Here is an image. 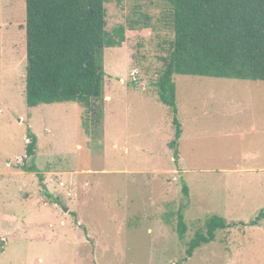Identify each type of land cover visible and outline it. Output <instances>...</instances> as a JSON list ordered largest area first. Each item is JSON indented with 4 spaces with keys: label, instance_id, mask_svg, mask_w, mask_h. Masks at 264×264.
<instances>
[{
    "label": "rangeland",
    "instance_id": "obj_1",
    "mask_svg": "<svg viewBox=\"0 0 264 264\" xmlns=\"http://www.w3.org/2000/svg\"><path fill=\"white\" fill-rule=\"evenodd\" d=\"M104 6L124 42L104 49L88 135L75 103L26 105L25 0H0V264H264V219L186 255L211 216L248 224L264 212V82L174 75L175 163L173 115L152 86L173 40L168 2Z\"/></svg>",
    "mask_w": 264,
    "mask_h": 264
},
{
    "label": "trees",
    "instance_id": "obj_2",
    "mask_svg": "<svg viewBox=\"0 0 264 264\" xmlns=\"http://www.w3.org/2000/svg\"><path fill=\"white\" fill-rule=\"evenodd\" d=\"M165 1L170 7L173 40L161 58L162 69L152 86L159 102L173 115L174 139L168 147L176 163L182 130L176 117L173 76L264 82V0ZM104 4L105 0H25L26 105L75 103L81 109V127L88 135L101 116L95 103L102 98L104 49L124 42V27L115 30V37L107 33ZM30 137L27 156L33 157L36 137ZM23 169L37 172L35 167ZM41 187L43 196L52 200ZM182 192L188 195L186 185ZM263 219L264 212L248 224L227 223L211 216L205 231L196 232L187 243V258L213 241L217 230L257 226ZM186 231L184 216L178 212V238L182 240Z\"/></svg>",
    "mask_w": 264,
    "mask_h": 264
},
{
    "label": "crops",
    "instance_id": "obj_3",
    "mask_svg": "<svg viewBox=\"0 0 264 264\" xmlns=\"http://www.w3.org/2000/svg\"><path fill=\"white\" fill-rule=\"evenodd\" d=\"M26 20V19H25ZM36 169V168H35ZM6 174H8V176H11L13 177L15 173H10V171H6L5 172ZM30 174H37V172H33V173H30ZM21 177V176H20ZM45 182V181H44ZM43 183V182H42ZM49 193V192H48Z\"/></svg>",
    "mask_w": 264,
    "mask_h": 264
},
{
    "label": "built area",
    "instance_id": "obj_4",
    "mask_svg": "<svg viewBox=\"0 0 264 264\" xmlns=\"http://www.w3.org/2000/svg\"><path fill=\"white\" fill-rule=\"evenodd\" d=\"M60 185H62V183Z\"/></svg>",
    "mask_w": 264,
    "mask_h": 264
},
{
    "label": "bare ground",
    "instance_id": "obj_5",
    "mask_svg": "<svg viewBox=\"0 0 264 264\" xmlns=\"http://www.w3.org/2000/svg\"><path fill=\"white\" fill-rule=\"evenodd\" d=\"M108 100V99H107Z\"/></svg>",
    "mask_w": 264,
    "mask_h": 264
}]
</instances>
